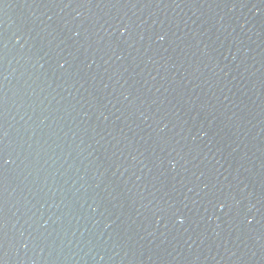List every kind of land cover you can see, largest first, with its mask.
Wrapping results in <instances>:
<instances>
[{"label":"water","instance_id":"water-1","mask_svg":"<svg viewBox=\"0 0 264 264\" xmlns=\"http://www.w3.org/2000/svg\"><path fill=\"white\" fill-rule=\"evenodd\" d=\"M0 264H264V0H0Z\"/></svg>","mask_w":264,"mask_h":264}]
</instances>
